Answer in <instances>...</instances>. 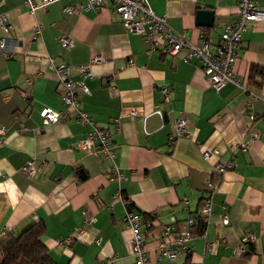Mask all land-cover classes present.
<instances>
[{
  "label": "crops",
  "instance_id": "crops-1",
  "mask_svg": "<svg viewBox=\"0 0 264 264\" xmlns=\"http://www.w3.org/2000/svg\"><path fill=\"white\" fill-rule=\"evenodd\" d=\"M157 15L178 33L199 43L201 31L211 49L224 26L235 17L236 0H148ZM264 10V0H255ZM60 0L30 13L23 0H0L9 30L0 48V234L18 235L34 222L44 225L43 242L57 264H133L130 230L122 217L127 202L143 224L148 264H264V110L255 105L252 121L243 106L252 92L264 98V21L249 23L233 65L244 89L232 83L214 88L195 59L184 61L153 48L149 40L120 21L111 3L98 11L67 13ZM213 12L210 26L197 25L196 12ZM40 36L31 39L33 28ZM71 37L68 47L59 37ZM11 53V56H9ZM64 62L78 79V66L89 65L88 94H80L82 109L114 144L113 163L122 174L111 179V161L80 149L90 124L72 114L43 124L44 108L63 111L60 86L48 63ZM251 65L263 68L262 76ZM251 76V77H250ZM255 80L261 85H256ZM167 86L170 99L162 104L158 89ZM163 107L161 119L154 110ZM187 120L186 137L170 138L176 118ZM117 119V122H112ZM249 130L259 133L247 151ZM217 151L209 157L204 150ZM33 160L37 169L22 167ZM218 160L231 166L214 172ZM86 173L79 180L77 169ZM216 182L211 192L212 215L201 233L191 229L189 254L170 260L155 250L162 225L178 228L197 215L207 194L204 179ZM119 192L121 199L114 194ZM184 200H188L186 204ZM143 213L153 214L143 220ZM227 215L228 223L221 222ZM91 218L85 223L84 218ZM254 240L235 253L242 237ZM69 238V242H62Z\"/></svg>",
  "mask_w": 264,
  "mask_h": 264
},
{
  "label": "built area",
  "instance_id": "built-area-1",
  "mask_svg": "<svg viewBox=\"0 0 264 264\" xmlns=\"http://www.w3.org/2000/svg\"><path fill=\"white\" fill-rule=\"evenodd\" d=\"M60 0H23L24 5L30 13H34L37 9L46 8L48 5ZM66 2L64 11L67 13H79L82 11L98 12L106 1L111 3L113 10L118 14L123 25L131 31L140 34L145 40L152 43L153 48H158L162 53L167 55L182 54L184 61L195 59L207 78V81L216 89L225 83H232L235 86L244 89L241 80L234 74L233 65L238 58V54L242 48V33L249 23L264 21V10L261 9L255 0H236L235 17L231 19L223 28L219 35L218 42L213 49L205 41V32L201 31L199 35V43H195L187 39L183 34L176 32L166 22L164 16L157 15L152 9L148 0H63ZM0 26L5 32L9 30L7 18L5 14L0 13ZM40 36V27L36 25L31 33V39H37ZM59 41L62 46L68 47L71 43V37L61 34ZM7 44L6 37H0V48L4 49ZM11 56V53H9ZM48 63L53 69L58 84L60 86L61 101L65 106L63 111L54 110L52 108H44L40 112L43 124L56 122L63 115L72 114V117L80 124H90L91 129L86 132L84 138L80 141V149L95 156L111 161L110 175L111 179L121 180L122 174L113 163L114 144L111 140L110 133L97 126L82 109L79 101L80 94H88L85 86V80L91 76L89 65L78 66V79L74 80L71 76L70 66L64 62L55 63L52 57L48 58ZM159 97L162 104H167L170 99V90L167 86H161L159 89ZM262 103L264 106V98L248 93V99L243 106L245 114L253 121L256 118L255 105ZM161 119L163 118V107L157 106L154 110ZM264 120V110L261 115ZM112 122L116 123L117 119ZM187 120L183 117L176 118L173 123V134L170 138L186 137ZM5 131L4 126H0V135ZM259 138V133L255 130H249L248 141L241 142L238 149L242 152L247 151L251 142ZM217 154L215 149L204 150L203 155L209 157L211 154ZM231 166L230 163L218 160L213 169L216 174H221ZM27 175H34L37 169L30 159L21 168ZM205 191L207 194L202 198L201 206L197 215L189 216L185 223L178 227L172 228L170 225H162L155 236L156 252L170 260L177 258L180 254H189L190 248L188 242L192 237L191 229L194 228L198 220L206 223L212 215L210 194L216 187V182L211 176L204 179ZM116 199H123L122 195L117 191L114 194ZM188 200H184L186 204ZM91 218L85 217L84 222L90 223ZM123 224L130 230V254L133 257V264H148V249L146 247L147 236L142 229L143 224L150 227L151 223H142L140 217L133 211L127 210L122 217ZM221 222L228 223L227 215H222ZM6 231V229H4ZM3 231V232H4ZM254 240L251 234L242 237L241 244L234 249L235 253L242 254L245 252V244ZM69 238L60 240L69 242ZM115 259L108 258L99 261L98 264H114ZM196 264H202L197 262Z\"/></svg>",
  "mask_w": 264,
  "mask_h": 264
},
{
  "label": "trees",
  "instance_id": "trees-1",
  "mask_svg": "<svg viewBox=\"0 0 264 264\" xmlns=\"http://www.w3.org/2000/svg\"><path fill=\"white\" fill-rule=\"evenodd\" d=\"M252 70H256L258 75L262 76V67L251 65L250 71ZM255 84L261 85L258 80H255ZM77 176L79 180H85L87 177L81 168L77 169ZM127 207L128 210H131L133 206L127 202ZM153 217V214L150 213L142 215L143 220H151ZM140 220H142L141 217ZM204 227L205 223L198 220L197 225L192 229L201 233ZM44 232V225L40 221L34 222L18 235L8 234L4 231L0 234V264H57L47 253L43 242Z\"/></svg>",
  "mask_w": 264,
  "mask_h": 264
},
{
  "label": "water",
  "instance_id": "water-1",
  "mask_svg": "<svg viewBox=\"0 0 264 264\" xmlns=\"http://www.w3.org/2000/svg\"><path fill=\"white\" fill-rule=\"evenodd\" d=\"M197 25L210 26L213 20V12L207 9H199L196 12Z\"/></svg>",
  "mask_w": 264,
  "mask_h": 264
}]
</instances>
